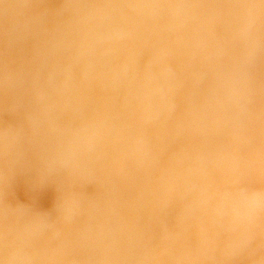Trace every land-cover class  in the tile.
I'll return each instance as SVG.
<instances>
[{
	"label": "clouds",
	"instance_id": "clouds-1",
	"mask_svg": "<svg viewBox=\"0 0 264 264\" xmlns=\"http://www.w3.org/2000/svg\"><path fill=\"white\" fill-rule=\"evenodd\" d=\"M0 264H264V0H0Z\"/></svg>",
	"mask_w": 264,
	"mask_h": 264
}]
</instances>
